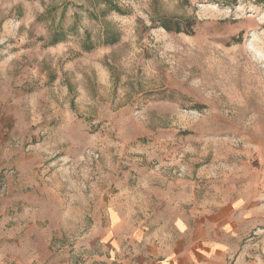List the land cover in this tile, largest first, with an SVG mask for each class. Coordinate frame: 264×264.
Wrapping results in <instances>:
<instances>
[{"label": "rangeland", "instance_id": "obj_1", "mask_svg": "<svg viewBox=\"0 0 264 264\" xmlns=\"http://www.w3.org/2000/svg\"><path fill=\"white\" fill-rule=\"evenodd\" d=\"M219 204L264 264V1L0 0V264Z\"/></svg>", "mask_w": 264, "mask_h": 264}, {"label": "crops", "instance_id": "obj_2", "mask_svg": "<svg viewBox=\"0 0 264 264\" xmlns=\"http://www.w3.org/2000/svg\"><path fill=\"white\" fill-rule=\"evenodd\" d=\"M236 209L231 204H219L209 217L181 214L171 221L137 228L124 222L127 228L119 236L113 226L106 230L108 239H104L113 246L108 259L118 258L120 264H225L234 251V234L228 226H232L229 214Z\"/></svg>", "mask_w": 264, "mask_h": 264}, {"label": "trees", "instance_id": "obj_3", "mask_svg": "<svg viewBox=\"0 0 264 264\" xmlns=\"http://www.w3.org/2000/svg\"><path fill=\"white\" fill-rule=\"evenodd\" d=\"M262 1H264V0H262ZM163 27L167 28L166 26H163ZM54 40H57V38H55Z\"/></svg>", "mask_w": 264, "mask_h": 264}]
</instances>
